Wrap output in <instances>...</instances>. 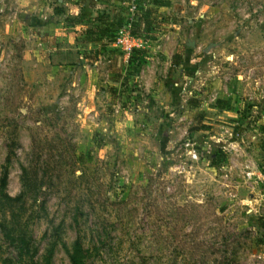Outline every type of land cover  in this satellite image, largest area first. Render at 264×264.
Wrapping results in <instances>:
<instances>
[{"label":"rangeland","instance_id":"rangeland-1","mask_svg":"<svg viewBox=\"0 0 264 264\" xmlns=\"http://www.w3.org/2000/svg\"><path fill=\"white\" fill-rule=\"evenodd\" d=\"M91 2V20L113 11ZM154 3L168 10L148 11L158 24L126 55L80 29L48 38L0 2V176L15 139L4 191H24L0 200V264H43L50 248V264H71L77 237L85 264H264V0L136 11ZM168 32L177 42H153Z\"/></svg>","mask_w":264,"mask_h":264},{"label":"crops","instance_id":"crops-1","mask_svg":"<svg viewBox=\"0 0 264 264\" xmlns=\"http://www.w3.org/2000/svg\"><path fill=\"white\" fill-rule=\"evenodd\" d=\"M3 1H4V6H8L11 9H15L16 12L19 11L20 13L22 11L25 13L26 11H31L30 13L32 14L33 21L37 24V28H36L37 31H41L40 28H43L47 32L48 38H51V36H55L60 39L67 35L76 36L75 38L79 36V29L80 30L83 29L86 25L84 24L82 25L81 23L72 22V20H70L72 18H69V15L72 17L77 16L80 13V11L83 10L85 7L83 6V3L85 4V2H88V1L91 2V0H0V2H3ZM95 2L98 4L105 3L106 5H110V6L112 4L113 11L112 10L109 11L108 12L109 14H108L103 9V7L100 8L99 13L100 12L104 13L105 11V13L109 15L108 18L105 21H95L94 20L97 23H93V21L85 22V24H87L90 27H94L95 25L101 27L106 24H109V22L113 21L116 15L119 14L117 5H122V2L118 0H102V1L95 0ZM155 4L156 3L151 4V5L147 4V7H149V10H145L146 11V16H144L145 20H148V18H150V16L148 15V11L150 14L152 15L155 14L156 16L157 14L162 13L165 10H168L167 6H163L161 3L156 4V5ZM55 10L57 11L61 10V12L55 13ZM45 15H47V22L42 23L41 17H44ZM157 17H159V15L156 16L155 18ZM157 24L158 23H156V21L154 20H148V22L143 25V28L146 29L148 27L156 26ZM110 25H113V24H110ZM82 35L84 36L85 39H89L92 37L94 38L100 37L99 34L98 35L97 34H82ZM138 37L143 39L142 35ZM165 38L171 39V41L173 42L174 41L177 42L176 37L172 35V32L171 34L170 32L158 34L152 39H153V42L155 43L160 41L161 44L165 45L166 43L164 41ZM104 39L105 38L102 37V40ZM155 45H157V48L159 47L158 44H154V47ZM141 46H142V43H141ZM156 51L157 50L148 51L149 59H151L153 54H156V53H161L159 54V56L162 55L161 51H157V52Z\"/></svg>","mask_w":264,"mask_h":264},{"label":"trees","instance_id":"trees-1","mask_svg":"<svg viewBox=\"0 0 264 264\" xmlns=\"http://www.w3.org/2000/svg\"><path fill=\"white\" fill-rule=\"evenodd\" d=\"M118 1L124 2L125 0H118ZM87 3L89 7H92V4H91L92 2L90 3L88 1ZM59 12H61V10L60 11L55 10V13H59ZM139 12L137 11L135 12L134 18L132 20L131 33L134 36H141L143 34L142 32L144 31L143 25L148 22V20L144 19V16H146V11L143 12L142 14H139ZM98 15L99 17L94 19L95 21H105L108 18V15L105 12L104 13L100 12ZM118 15H116L113 21H110L109 24H106L101 27L95 25L94 27L91 28L90 26L85 24L86 26L83 29H81V32L83 34H97V35L99 34L100 35V37H96V38L92 37V38L86 39V41L87 42H99L104 45L113 43L115 36H116L115 33L117 29L121 27L122 25H124L128 20V16H126L125 19H122ZM70 20H72V22L74 23L94 21V20H91L88 17V15L86 16V14L82 11H80V13L77 16L72 17V19ZM110 24H113V25H110ZM102 37H104L105 39L102 40ZM175 63H179V60L177 59ZM188 102L190 103L191 107L198 106V102L195 100H188ZM14 144H15V139H12L8 145L7 154L5 157L6 165L3 167L2 174L0 176V200L3 203V205H9L12 202H18L21 200V197L24 195V191H23L19 195L15 197H11L4 191L7 178H8V164L11 161L12 155H14V149H13ZM1 228H2L5 239L9 240L10 242L15 241L14 242L15 247L17 248V251L20 256L26 254L30 258H32L33 252L31 253L30 251L31 247L29 245V242L26 240L25 236L18 235L15 238V236H13L12 231L8 229L6 225L2 226ZM52 251H53L52 248H50L47 251V254L44 257L43 264H50ZM69 260L71 264H85L84 250L82 248V244L78 237L74 241L72 249L69 253ZM32 264H36V263L32 262Z\"/></svg>","mask_w":264,"mask_h":264},{"label":"built area","instance_id":"built-area-1","mask_svg":"<svg viewBox=\"0 0 264 264\" xmlns=\"http://www.w3.org/2000/svg\"><path fill=\"white\" fill-rule=\"evenodd\" d=\"M122 4L126 5L125 8L128 10L129 16L127 22L117 29L114 44L120 45L124 53L128 55L134 47H138L142 43L141 38H139L138 36H134L131 33L132 20L136 12L138 0H125L124 2H122ZM183 145L186 151V155L188 156V159L190 161H198L199 155L196 149L193 148L192 144H190L189 142H185ZM178 168L180 173L186 170L185 166L182 164L179 165ZM250 176H251L250 172L246 173V177H250Z\"/></svg>","mask_w":264,"mask_h":264},{"label":"water","instance_id":"water-1","mask_svg":"<svg viewBox=\"0 0 264 264\" xmlns=\"http://www.w3.org/2000/svg\"><path fill=\"white\" fill-rule=\"evenodd\" d=\"M215 44L211 43V44H208L205 48H204V52H207L210 50V48H212Z\"/></svg>","mask_w":264,"mask_h":264}]
</instances>
